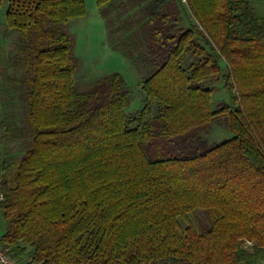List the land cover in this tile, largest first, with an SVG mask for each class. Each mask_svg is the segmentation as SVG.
Masks as SVG:
<instances>
[{"label":"trees","instance_id":"trees-1","mask_svg":"<svg viewBox=\"0 0 264 264\" xmlns=\"http://www.w3.org/2000/svg\"><path fill=\"white\" fill-rule=\"evenodd\" d=\"M95 1L107 13L113 0ZM178 1L188 28L176 0L118 27L122 48L142 27L153 38L130 47L148 73L144 106L128 116L119 73L74 85L63 25L85 16L84 0H8L25 104L6 126L23 152L0 159V241L16 264H261L264 16L251 0ZM213 80L229 102L212 107ZM221 121L230 136L209 145Z\"/></svg>","mask_w":264,"mask_h":264},{"label":"rangeland","instance_id":"rangeland-1","mask_svg":"<svg viewBox=\"0 0 264 264\" xmlns=\"http://www.w3.org/2000/svg\"><path fill=\"white\" fill-rule=\"evenodd\" d=\"M86 7V14L81 18H73L63 25V29L71 35L74 40L72 53L77 58L78 67L73 74L74 85L79 91H88L92 88L94 82L110 73H119L126 84L128 90L129 102L125 108L128 116L137 114L144 106V93L141 90V80L148 73L141 60L136 58V52L132 51L131 44L138 50L146 51L153 43V38L150 35L148 27H142L138 32H132L128 47L122 48L119 39L120 31L118 27L126 26V20L135 19L137 15H141L146 7L156 4L159 0H126V4L137 6L128 13L127 16L116 18L118 12L114 9L119 6L123 0H113L111 6L107 8V13L99 9L95 0H84ZM143 4H142V3ZM259 15L264 16V0H251ZM139 3V4H138ZM138 4V5H137ZM175 7L179 6L185 9L186 14L189 15L186 7L178 0L174 3ZM8 7V0H1L0 5V96L10 102L12 97L14 104V118L24 119L22 106L25 104L24 100L20 98V87L15 84V79H21L23 70L20 65L15 62L16 53L22 45V39L19 31L9 28L6 24V10ZM178 8V7H177ZM181 12V10H180ZM122 16V15H121ZM190 17V15H189ZM192 23L193 19L190 18ZM157 20L155 24H159ZM125 24V25H124ZM153 24V25H155ZM183 28H188L185 22ZM146 26V25H144ZM131 34V33H129ZM119 42V43H116ZM116 43V44H113ZM118 45L119 50L114 49ZM117 48V47H116ZM117 48V49H118ZM219 102H229V95L223 87L220 80L212 81L211 104L215 107ZM11 107V105H9ZM154 103H150V113L154 110ZM230 132L226 128L223 121L213 125L209 132L205 134V138L209 145H214L220 141L228 138ZM0 141V159L3 157H11L15 160L23 152V148L19 140L10 141L4 146ZM2 152V153H1ZM201 211V210H200ZM191 222L198 226L199 221H203V214L196 212L194 215H189ZM185 225L184 221H181ZM2 231V223L0 221V233ZM167 264V263H160ZM264 264V258L261 260Z\"/></svg>","mask_w":264,"mask_h":264},{"label":"crops","instance_id":"crops-1","mask_svg":"<svg viewBox=\"0 0 264 264\" xmlns=\"http://www.w3.org/2000/svg\"><path fill=\"white\" fill-rule=\"evenodd\" d=\"M169 1L173 2L174 0H159L158 4H160V6H161V4L167 3ZM125 2H126V0H123L119 4V6L116 7V9H114V10H116L118 12V14H117L118 16H116V18H118V19H120L121 17L127 16L128 13H130L131 11H133V9L135 7H137V6H132V5L127 6L128 4H126ZM142 2L146 3L148 1L143 0ZM95 3H96V1H95ZM181 4L183 5V3H181ZM186 9H187L190 17H189V15L186 14L185 9L182 8L181 9V14L177 18V24L180 27H184L186 25L185 22L188 24L189 27L193 24L191 19H190V18H192L191 14H190V12H189L187 7H186ZM12 97H11L10 102H9L8 99L6 100L5 98L0 96V141H2L1 144L3 146L5 144H8L10 141H14V139L13 138H9L7 133H6L7 124L9 122L12 123V124L14 123V113H13V109H14L13 101L14 100L12 99ZM144 103H145V95H144ZM9 105H11V107Z\"/></svg>","mask_w":264,"mask_h":264},{"label":"built area","instance_id":"built-area-1","mask_svg":"<svg viewBox=\"0 0 264 264\" xmlns=\"http://www.w3.org/2000/svg\"><path fill=\"white\" fill-rule=\"evenodd\" d=\"M185 2V0H183ZM2 195L0 194V200ZM0 264H16L15 260L10 256L9 249L0 241Z\"/></svg>","mask_w":264,"mask_h":264}]
</instances>
